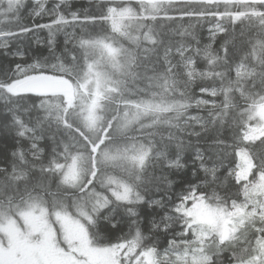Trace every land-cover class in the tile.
Wrapping results in <instances>:
<instances>
[{
    "label": "snow or ice",
    "instance_id": "1",
    "mask_svg": "<svg viewBox=\"0 0 264 264\" xmlns=\"http://www.w3.org/2000/svg\"><path fill=\"white\" fill-rule=\"evenodd\" d=\"M0 264H264V0H0Z\"/></svg>",
    "mask_w": 264,
    "mask_h": 264
},
{
    "label": "trees",
    "instance_id": "2",
    "mask_svg": "<svg viewBox=\"0 0 264 264\" xmlns=\"http://www.w3.org/2000/svg\"><path fill=\"white\" fill-rule=\"evenodd\" d=\"M207 37V33H205V38Z\"/></svg>",
    "mask_w": 264,
    "mask_h": 264
}]
</instances>
